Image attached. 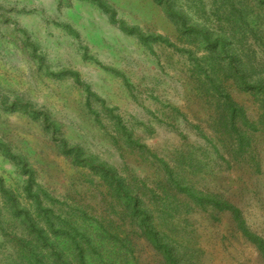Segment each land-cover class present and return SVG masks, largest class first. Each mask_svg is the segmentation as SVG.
<instances>
[{
  "label": "rangeland",
  "instance_id": "rangeland-1",
  "mask_svg": "<svg viewBox=\"0 0 264 264\" xmlns=\"http://www.w3.org/2000/svg\"><path fill=\"white\" fill-rule=\"evenodd\" d=\"M104 1L110 9L0 0V264H33L21 249L41 227L62 246L77 237L86 264L102 253L109 264H168L167 244L191 262L264 264L236 218L264 240L262 97L169 14L181 7L245 38L242 57L264 79V0ZM136 4L146 5L143 17ZM212 76L225 78L243 110L236 127L207 91ZM188 188L235 210L201 206ZM131 197L154 212L164 247L132 232L144 230L131 228L139 211ZM81 254L69 252L73 264Z\"/></svg>",
  "mask_w": 264,
  "mask_h": 264
},
{
  "label": "trees",
  "instance_id": "trees-1",
  "mask_svg": "<svg viewBox=\"0 0 264 264\" xmlns=\"http://www.w3.org/2000/svg\"><path fill=\"white\" fill-rule=\"evenodd\" d=\"M99 4L104 6L106 9H110L109 5L104 0H96ZM170 5V4H169ZM169 14L171 16V19L174 21L175 25L178 27L179 30H185V31H192L198 34L200 39L202 40V43L208 48L212 49L215 54L223 55V59L226 62L225 68L226 71H230V75L233 77L234 81L238 86H242L245 90H253V94L258 98L259 96L262 97L261 100V108H264V79L261 75H258V72L256 74L254 73V68L249 66V60L244 61L242 54L240 52V44H242L243 40L245 38L241 37L239 40L234 35H229L228 33L224 31H217L209 26L202 24L200 21H197L193 19L191 13H187L184 11L181 7H177L174 5L170 6ZM114 16V15H112ZM114 18V17H113ZM120 26L124 30H131L133 31H139L134 27H128L124 21H120ZM141 37L144 39V37L141 35ZM152 37V35H151ZM146 41V39H145ZM33 43V42H31ZM151 42L146 41V44L149 45ZM260 44V42H259ZM264 45V43H263ZM246 57V56H245ZM61 70L60 72H64ZM54 73V72H52ZM256 75V76H255ZM212 80L208 82L207 88L208 92L213 94L217 101L222 103V107L224 109L226 118L230 119L229 126L236 127L235 121L236 116L238 117H244L243 110L237 106V104L232 100L229 93L227 92V83H225V78L217 77L214 78L211 77ZM228 109V111L226 110ZM223 112V113H224ZM223 118V117H222ZM225 119V118H224ZM242 121L246 126L248 125V121L246 118H242ZM50 122V120H49ZM56 127L59 126L56 122H51ZM227 123V121H225ZM222 124L223 127H228V125ZM249 127V125L247 126ZM86 158H91L89 155L86 156ZM90 164L94 163V161H89ZM103 166V165H102ZM104 167V166H103ZM184 193L187 194L188 197H190L195 203L204 206L209 205L212 207H218L220 209H229V210H235V207H233L229 202L225 201L220 195L218 194H212L210 192H204V193H197L195 190L188 188V190H184ZM131 194L128 193V196ZM138 197V196H137ZM132 199V197H131ZM130 199V201H131ZM139 199H132V202H134V209L139 211H134L133 208H131L132 211L136 212L135 216L137 219H132L133 224L131 223V228H134V226L138 225L140 229L144 230L138 231V229L132 230L135 234L137 232H140L142 235L147 237L151 242L156 245H163L162 242L159 241L158 236L156 235L157 229L154 224V212H151L149 209L145 207V204L141 201V205L143 207H140L138 204ZM219 209V210H220ZM24 220L26 223L30 225V222L32 221L31 217L26 211L22 212ZM238 214V213H237ZM236 218L238 219V226L240 229L244 230L248 238L257 246V248L261 251L263 257H264V240L261 236L250 233L247 231L243 226V221L240 219V215H236ZM35 234L36 237L27 242L23 241L22 249L21 251L27 252L32 255L33 264H73L72 256L69 255L70 253H74L76 250L80 252L83 249V247L79 244L80 241L77 239V237H72L71 241L66 245L62 246V244L58 241V239L50 238L49 235L46 233V231L41 228H35ZM82 235V232H81ZM71 236V235H68ZM85 238V237H83ZM87 243L91 245L89 242V239L87 238ZM39 241V242H38ZM127 236L123 237L121 242L125 244V248L127 245ZM38 242V243H37ZM64 241H62L63 243ZM27 243V244H26ZM128 246L130 250L131 249V242L129 241ZM162 248V247H161ZM167 248L166 251V259L168 264H201L199 262H191L188 259H182L177 258V256L173 253L171 247L167 244L165 246ZM127 252V249H126ZM102 253L99 257L100 259H97L96 263L91 264H109L111 261L109 259H104ZM22 258H25V256H21ZM87 259L90 261V255L86 256ZM80 262L82 264H86V259L81 254V260Z\"/></svg>",
  "mask_w": 264,
  "mask_h": 264
},
{
  "label": "bare ground",
  "instance_id": "bare-ground-1",
  "mask_svg": "<svg viewBox=\"0 0 264 264\" xmlns=\"http://www.w3.org/2000/svg\"><path fill=\"white\" fill-rule=\"evenodd\" d=\"M136 6H138V9H140L141 10V14H140V17H143L144 16V12H146V5L145 4H141V5H137L136 4ZM54 52V51H53ZM52 52V56H55V54L56 53H53Z\"/></svg>",
  "mask_w": 264,
  "mask_h": 264
}]
</instances>
